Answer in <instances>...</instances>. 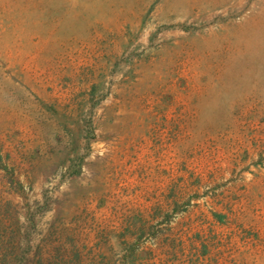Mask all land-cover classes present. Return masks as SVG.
<instances>
[{
	"label": "rangeland",
	"instance_id": "374dc122",
	"mask_svg": "<svg viewBox=\"0 0 264 264\" xmlns=\"http://www.w3.org/2000/svg\"><path fill=\"white\" fill-rule=\"evenodd\" d=\"M0 264H264V0H0Z\"/></svg>",
	"mask_w": 264,
	"mask_h": 264
}]
</instances>
